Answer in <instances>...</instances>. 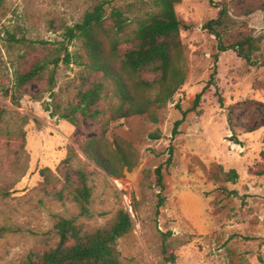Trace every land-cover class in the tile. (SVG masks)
<instances>
[{
    "label": "rangeland",
    "instance_id": "rangeland-1",
    "mask_svg": "<svg viewBox=\"0 0 264 264\" xmlns=\"http://www.w3.org/2000/svg\"><path fill=\"white\" fill-rule=\"evenodd\" d=\"M98 1L0 0V107L10 112L12 122L17 116L29 119L23 144L0 138V264H21L30 250L50 245L55 216L75 218L90 231L107 224L119 209L129 212L133 224L131 233L117 242L125 262L172 264L163 253L166 245L174 264H264V0H181L175 5L186 26L180 30L186 79L159 111L157 123L145 115L109 123L106 138L119 137L137 151L136 165L119 178L96 167L80 149L86 139L99 134V126L82 117L74 126L59 115L77 102L78 90L86 88L83 83L100 80V75L88 77L80 40L64 36L65 28L80 21ZM149 2L107 0L105 13L132 5L125 13L126 31L131 34L137 20L151 9ZM222 7L226 15L216 27L222 42L228 45L252 37L258 48L250 61L232 50L218 51L215 35L203 28ZM6 31L35 41L36 49L26 50L20 43L8 47L3 39ZM64 47L70 63L63 60ZM129 48L130 43L124 42L120 52ZM43 57L59 58L54 85L45 79L31 82L19 91V103L13 104L5 90L12 87L16 63ZM214 69L215 87L192 109L195 95ZM230 106H234L232 130L227 123ZM183 111L179 133L172 138L173 124ZM240 122L257 127L245 132ZM26 154L28 163L20 176L17 167ZM68 154L88 175L91 196L85 214L74 202L57 201L50 194L61 187L57 168ZM158 166L162 191L156 185ZM45 167L54 182L46 188L40 175ZM232 169L237 173L235 182L225 177ZM159 194L164 204L157 211Z\"/></svg>",
    "mask_w": 264,
    "mask_h": 264
},
{
    "label": "trees",
    "instance_id": "trees-1",
    "mask_svg": "<svg viewBox=\"0 0 264 264\" xmlns=\"http://www.w3.org/2000/svg\"><path fill=\"white\" fill-rule=\"evenodd\" d=\"M149 1L151 9L146 10L144 18L137 20L131 34L126 31L128 18L125 13L132 5L127 8H113L106 15L107 0L96 2L91 9L85 11L80 21L66 27L64 31L68 41L80 40L85 53L84 65L88 77L100 75V80L92 78L83 83L86 88L78 90L76 103L59 112L60 119L76 126L80 124L82 117L99 126V134L86 139L80 149L88 161L114 178H119L124 171L130 172L134 168L137 163V151L119 137L108 140L106 132L109 123L138 115H145L151 122L157 123L159 111L166 107L184 84L187 75L185 53L180 39V30L186 26L175 12V5L181 0ZM224 15L226 8L222 7L218 17L206 22L203 28L215 35L218 51L232 50L237 56L250 61L252 52L258 48L256 41L252 37H246L225 45L216 30V27L222 24ZM107 19H110V25L106 24ZM3 39L8 47L9 43H20L26 50L36 49L35 41L24 36L16 38L9 31L5 32ZM124 42L130 43V48L121 53L120 46ZM64 51L63 60L70 63L71 55L66 47ZM23 57L21 56V59ZM58 60V57L52 59L43 57L30 60L24 65L17 62L13 71L12 87L5 90L12 103L15 105L19 103L17 96L19 91L31 82L45 79L52 87ZM215 74L216 69L210 73L201 91L195 95L192 109L197 107L201 97L211 86L215 87ZM214 93L222 106L223 99L217 88ZM101 103L104 105L103 108L100 107ZM233 107L230 106L227 111L230 130L234 127ZM55 112L56 110L54 114ZM184 116L183 111L182 118L174 122L172 138L179 133L178 127ZM13 119L6 108L0 107V138L7 142L20 141L23 144L24 126L29 119L17 116L16 121L12 122ZM239 127L249 132L257 126L250 127L247 122H240ZM235 143L240 142L236 140ZM171 150L170 147L167 163L171 160ZM71 160V154H68L60 162L57 169L63 181L61 187L50 194L57 201L68 199L74 202L80 214H85L91 196L88 175L82 165L74 166ZM17 163L18 161L15 165H18ZM27 163L26 154L22 166L17 167L20 176L24 174ZM63 165H66V168H62ZM40 175L43 177L44 188L54 183L49 168L41 169ZM155 175L156 185L162 191L164 185L161 166L155 168ZM225 177L227 181L235 182L237 173L232 169L225 173ZM163 204L164 197L159 194L157 211ZM132 228V218L129 212L123 209L117 210L107 224L90 231L83 230L75 218L58 215L55 216L52 226L51 244L42 249L30 250L21 264H132L122 259L117 248L118 240L129 235ZM163 253L165 259L174 264V255L168 254L166 245L163 246Z\"/></svg>",
    "mask_w": 264,
    "mask_h": 264
},
{
    "label": "water",
    "instance_id": "water-1",
    "mask_svg": "<svg viewBox=\"0 0 264 264\" xmlns=\"http://www.w3.org/2000/svg\"><path fill=\"white\" fill-rule=\"evenodd\" d=\"M49 117H50V118H52V117H53L52 113H49Z\"/></svg>",
    "mask_w": 264,
    "mask_h": 264
}]
</instances>
